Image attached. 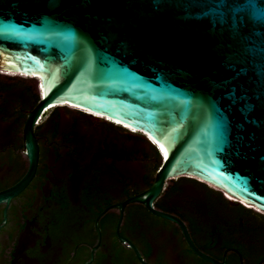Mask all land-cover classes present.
<instances>
[{
    "label": "water",
    "instance_id": "1",
    "mask_svg": "<svg viewBox=\"0 0 264 264\" xmlns=\"http://www.w3.org/2000/svg\"><path fill=\"white\" fill-rule=\"evenodd\" d=\"M125 11L135 14L134 24L120 28L105 24L106 17ZM222 71L213 42L202 28L187 25L178 16L160 15L147 3L84 0L52 11L44 3L0 0V74L34 79L39 94L24 126L29 171L0 193V201L19 193L34 175L39 155L34 126L43 113L75 104L98 120L104 118L93 112L142 133L160 155L152 184L116 206L123 210L129 203L144 204L179 224L198 255L224 264L198 249L181 218L154 207L168 180L189 177L264 214V118L259 111L246 118L233 111L228 117L232 127L223 122L213 104L221 93L208 86ZM241 119L245 127L239 132L235 123ZM121 239L149 264L133 242Z\"/></svg>",
    "mask_w": 264,
    "mask_h": 264
},
{
    "label": "flooded vegetation",
    "instance_id": "2",
    "mask_svg": "<svg viewBox=\"0 0 264 264\" xmlns=\"http://www.w3.org/2000/svg\"><path fill=\"white\" fill-rule=\"evenodd\" d=\"M37 95L34 79L0 74V193L29 171L24 126ZM88 112L51 107L35 124L34 175L0 201V264H144L121 237L149 264H215L191 248L176 222L141 203L116 206L152 184L160 160L142 133ZM154 207L181 218L198 249L216 261L264 264V233L239 203L206 183L170 179Z\"/></svg>",
    "mask_w": 264,
    "mask_h": 264
},
{
    "label": "snow or ice",
    "instance_id": "3",
    "mask_svg": "<svg viewBox=\"0 0 264 264\" xmlns=\"http://www.w3.org/2000/svg\"><path fill=\"white\" fill-rule=\"evenodd\" d=\"M19 3L22 0H15ZM23 2L44 3L55 11L64 4H82L84 0H23ZM121 5L147 3L160 15H172L182 18L187 25L203 29L210 37L213 50L219 57V66L223 71L218 79L208 81L209 88L221 95L213 101L219 109V115L229 128L232 121L228 118L233 111L241 117L259 111L264 118V0H97ZM99 19V17H98ZM136 16L125 11L118 16L106 17L108 26L117 28L132 25ZM121 50L127 54V46L121 44ZM227 101L222 108L220 104ZM255 123V121H248ZM242 132L245 120L235 123ZM238 140L243 136L238 135ZM159 144V141H156ZM161 149L163 144H159ZM165 156L167 152L165 150ZM264 183V181H262Z\"/></svg>",
    "mask_w": 264,
    "mask_h": 264
},
{
    "label": "trees",
    "instance_id": "4",
    "mask_svg": "<svg viewBox=\"0 0 264 264\" xmlns=\"http://www.w3.org/2000/svg\"><path fill=\"white\" fill-rule=\"evenodd\" d=\"M10 74H17V73H10ZM37 98H39V95H37ZM155 154H156L157 159L159 161L160 160V155H159L158 151L156 150V148H155ZM158 166H159V164L156 166V168H158ZM151 177L152 176L150 175L149 178L151 179ZM149 182L150 181L148 180L147 183H149ZM136 190H138V189H136ZM131 194L132 193H130V195ZM227 201H228L227 199H225V200L222 199V202H227ZM240 207L242 208V214H243V216L245 217L246 215H244V214L247 213V218L246 219H248L250 221H254L256 223V225H257L258 230H260L261 233H264V214H262L260 212H257V211H255L252 208H247V207H245L242 204H240Z\"/></svg>",
    "mask_w": 264,
    "mask_h": 264
},
{
    "label": "bare ground",
    "instance_id": "5",
    "mask_svg": "<svg viewBox=\"0 0 264 264\" xmlns=\"http://www.w3.org/2000/svg\"><path fill=\"white\" fill-rule=\"evenodd\" d=\"M4 72H8V71H4ZM9 73H16V72H11V71H9ZM24 75V74H23ZM68 104V106H70L71 105V107H75V108H80V109H83V110H87V109H84V108H82V107H80V106H77V105H75V104H71V103H67ZM87 111H89V112H92V111H90V110H87ZM94 114H97V115H101V117H105V120H106V116L105 115H102V114H99V113H96V112H93ZM108 119H111V118H108ZM111 120H113V119H111ZM115 122H117V123H120V124H123V125H125L126 127H128V128H130V129H133V130H135L133 127H131V126H129V125H127V124H124V123H122V122H120V121H118V120H114ZM227 195V194H226ZM228 197V196H227ZM229 198V197H228ZM230 199H234V198H230ZM247 205V204H246Z\"/></svg>",
    "mask_w": 264,
    "mask_h": 264
},
{
    "label": "rangeland",
    "instance_id": "6",
    "mask_svg": "<svg viewBox=\"0 0 264 264\" xmlns=\"http://www.w3.org/2000/svg\"><path fill=\"white\" fill-rule=\"evenodd\" d=\"M8 74H9V73H8ZM2 75H4V74H2ZM99 122L102 123V122H107V121L103 119V120H99ZM136 167H137V162H132L131 165H130V168H131V169H136ZM208 186H209L210 188H212L210 185H208Z\"/></svg>",
    "mask_w": 264,
    "mask_h": 264
}]
</instances>
